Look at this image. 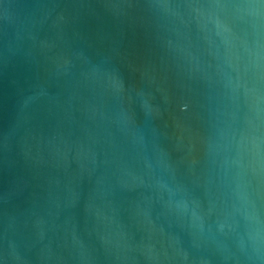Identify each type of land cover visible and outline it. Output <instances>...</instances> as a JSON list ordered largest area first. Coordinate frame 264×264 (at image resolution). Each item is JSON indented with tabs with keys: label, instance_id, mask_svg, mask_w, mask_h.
Masks as SVG:
<instances>
[{
	"label": "water",
	"instance_id": "obj_1",
	"mask_svg": "<svg viewBox=\"0 0 264 264\" xmlns=\"http://www.w3.org/2000/svg\"><path fill=\"white\" fill-rule=\"evenodd\" d=\"M0 264H264V0H0Z\"/></svg>",
	"mask_w": 264,
	"mask_h": 264
}]
</instances>
